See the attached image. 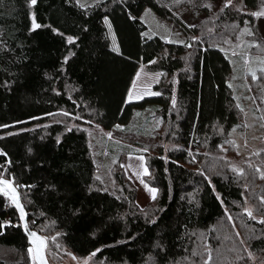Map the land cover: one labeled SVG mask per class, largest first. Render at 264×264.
<instances>
[{
	"label": "trees",
	"instance_id": "obj_1",
	"mask_svg": "<svg viewBox=\"0 0 264 264\" xmlns=\"http://www.w3.org/2000/svg\"><path fill=\"white\" fill-rule=\"evenodd\" d=\"M93 1L0 0V179L18 187L29 227L50 237L47 256L56 247L90 264L264 262V223L244 210L246 184L261 180L250 165L243 175L233 171L221 145L241 121L231 60L206 37L194 39L205 27L184 21L183 0ZM240 1L249 11L264 4ZM148 8L185 40L148 35ZM235 19L225 8L212 23ZM140 64L160 74L159 95L129 102ZM152 105L161 134L177 147L160 146L159 136L145 155L159 191L146 210L134 191L114 195L96 182L87 127L111 131ZM42 119L51 122L19 131ZM257 206L264 220V202ZM29 248L16 208L0 192V251L14 253L0 264H30Z\"/></svg>",
	"mask_w": 264,
	"mask_h": 264
},
{
	"label": "rangeland",
	"instance_id": "obj_2",
	"mask_svg": "<svg viewBox=\"0 0 264 264\" xmlns=\"http://www.w3.org/2000/svg\"><path fill=\"white\" fill-rule=\"evenodd\" d=\"M76 1L85 4V1L91 0ZM101 1L95 0L91 4ZM182 3L184 6L181 13L184 21L196 28H200L201 25L205 27V30L201 27L194 39L202 40L203 37H206L210 43L218 46L232 62L233 69L229 86L235 106L241 115V121L226 135L221 145L223 151L228 147V152L224 156L237 171L241 172L244 168L243 165H250L252 174L261 180V182L255 181L246 184L247 195L244 210L246 213L252 212V219L263 220V216L258 213L257 204L264 202V179H261V176H264V71H262L264 69V15L255 16L253 13H264V4L255 11H249L241 4L240 0H231L228 7H224L226 0H222L216 5H200L194 0H183ZM225 8H229L236 19L223 20L219 24L215 22L216 24L213 26L212 20L225 14ZM249 16H252V20L249 19ZM204 17L211 18L210 25L202 24ZM144 20L148 24V35L158 34L166 41L178 43L185 40L184 35L172 22L159 18L149 8L145 11ZM216 27L219 28L215 29ZM110 32L113 34L111 28ZM111 36L113 37V35ZM112 40L116 45L115 38ZM191 46L192 43H189L188 47ZM138 74L139 78L137 79ZM159 80V73L151 72L146 65L140 64L129 90L132 98L129 100L128 93L127 100L135 102L145 97L154 96L152 93H156L154 87ZM157 109V106L152 105L144 110H137L127 125H118L111 131L105 130L98 123L93 122L91 126L87 127L90 150L96 165V182L114 195L123 196L126 189L134 191L136 203L141 209L146 210L157 205L159 191L153 184L152 173L145 155L155 150L159 136L161 137L160 146L177 147L172 135L166 139V134H161L164 125L157 117ZM50 122L47 119L38 120L20 128L19 131ZM64 123L68 128V120L65 119ZM72 124L75 123L72 122ZM141 156L143 160L139 159ZM145 168L147 174L144 173ZM141 180L144 183H141ZM147 188L156 189L155 199H152ZM44 237L47 240L48 248L51 239L45 235ZM61 251L56 247L49 251L50 264L91 263L92 258H79L69 251ZM13 254V251L5 249L0 251V257L11 259ZM251 260L255 264L264 263L262 256L251 257ZM30 264H34L33 256ZM35 264H37L36 261Z\"/></svg>",
	"mask_w": 264,
	"mask_h": 264
},
{
	"label": "snow or ice",
	"instance_id": "obj_3",
	"mask_svg": "<svg viewBox=\"0 0 264 264\" xmlns=\"http://www.w3.org/2000/svg\"><path fill=\"white\" fill-rule=\"evenodd\" d=\"M31 4L35 5L36 4V0H31ZM230 4H231V0H226V3L224 5V7H228V6H230ZM253 15L261 16V15H264V13L256 12V13H253ZM38 27H40V25L33 23V28H38ZM249 34H251V33H249ZM69 42H71V40ZM262 71H264V69H262ZM138 78H139V74L137 76V79ZM152 94L153 95H159V93H152ZM131 98H132V94L130 92L129 93V100H131ZM0 154H3V153H0ZM139 159L143 160V157L141 156V157H139ZM233 171H236V169H233ZM257 171H259V169H257ZM144 173L147 174V169L146 168L144 169ZM239 175H243V172L242 171L239 172ZM261 179H264V176H261ZM141 183H144L143 180H141ZM0 185L4 186L3 189H0V191H4L5 195H9V193L12 194L13 201L16 203L17 208L20 209L21 219H24V215L25 214H24L23 208L18 203V200H17V198L15 196V189L12 187L11 183H9L6 180H0ZM147 190L151 193L152 199H155L156 198V189L147 188ZM247 215L251 218L252 217V212L248 211ZM260 223H264V220H261ZM29 235L32 237V242L33 243H37V247L35 249H33V248H29L28 249L29 253H31L32 256H33L34 264H35V261H39V264H46V261H45L44 255H43V248L45 247V241L40 239V237H38L35 232H31V233H29ZM93 255H95V253H93Z\"/></svg>",
	"mask_w": 264,
	"mask_h": 264
},
{
	"label": "water",
	"instance_id": "obj_4",
	"mask_svg": "<svg viewBox=\"0 0 264 264\" xmlns=\"http://www.w3.org/2000/svg\"><path fill=\"white\" fill-rule=\"evenodd\" d=\"M0 180H6L8 181L9 183H11L12 187L15 189V196L18 200V203L20 204V206L23 208V211H24V219H21V216H20V209L17 208L16 206V203L13 201L12 199V194L9 193V195H6V197L13 203L14 207L16 208L17 212H18V215H19V219L21 221V224L23 226V229H24V232L26 233L27 237H28V241H29V244L31 245V247L33 249H35L37 247V243H33L32 242V237L29 235V233L31 232H35L37 234L38 237H40V239L44 240L45 241V247L43 248V255H44V258H45V261H46V264H50L49 260H48V256H47V240L46 238L41 235L39 232L35 231V230H32L30 227H29V223H28V216H27V213H26V210L24 208V205L22 203V200H21V195H20V192L18 190V187H16V185L9 179H6V178H1ZM3 185H0V189H3ZM2 193H4V191H0ZM26 226V227H25ZM37 264H39V261H36Z\"/></svg>",
	"mask_w": 264,
	"mask_h": 264
},
{
	"label": "crops",
	"instance_id": "obj_5",
	"mask_svg": "<svg viewBox=\"0 0 264 264\" xmlns=\"http://www.w3.org/2000/svg\"><path fill=\"white\" fill-rule=\"evenodd\" d=\"M130 102H134V101H130Z\"/></svg>",
	"mask_w": 264,
	"mask_h": 264
}]
</instances>
